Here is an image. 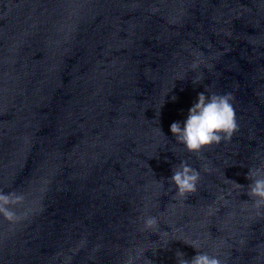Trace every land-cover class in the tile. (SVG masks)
<instances>
[{
	"label": "clouds",
	"instance_id": "1",
	"mask_svg": "<svg viewBox=\"0 0 264 264\" xmlns=\"http://www.w3.org/2000/svg\"><path fill=\"white\" fill-rule=\"evenodd\" d=\"M192 82L196 83L195 80ZM206 92L209 93L205 88L204 92L198 94V99L189 109L183 126L179 122H173L170 126L176 142L182 144L189 153L199 154L205 147L230 141L239 130L232 93L206 95ZM159 130L161 131L160 128ZM246 178L251 181L247 186V195L252 201V206L260 213L264 209V161L249 167ZM199 181L200 172L187 161H181L174 166L173 175L169 178V183L176 189L173 198L187 199L190 194L197 191ZM233 183L240 186L234 181ZM23 200L22 194L0 191V216L11 223L17 222L21 217L15 211V205ZM143 223L145 230H158V220L154 216L145 217ZM162 235L166 236L167 233ZM185 243L196 249L197 254L188 260L184 258V253L177 251L175 253L177 264H223L219 255L201 251L198 242ZM142 255V252L129 255L125 264H136ZM145 259L146 264H151L150 260L146 257Z\"/></svg>",
	"mask_w": 264,
	"mask_h": 264
}]
</instances>
